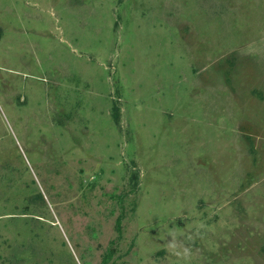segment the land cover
I'll list each match as a JSON object with an SVG mask.
<instances>
[{
  "label": "rangeland",
  "instance_id": "1",
  "mask_svg": "<svg viewBox=\"0 0 264 264\" xmlns=\"http://www.w3.org/2000/svg\"><path fill=\"white\" fill-rule=\"evenodd\" d=\"M264 264V0H0V264Z\"/></svg>",
  "mask_w": 264,
  "mask_h": 264
},
{
  "label": "trees",
  "instance_id": "2",
  "mask_svg": "<svg viewBox=\"0 0 264 264\" xmlns=\"http://www.w3.org/2000/svg\"><path fill=\"white\" fill-rule=\"evenodd\" d=\"M112 255H113L112 250L106 252L102 258V264H109Z\"/></svg>",
  "mask_w": 264,
  "mask_h": 264
}]
</instances>
